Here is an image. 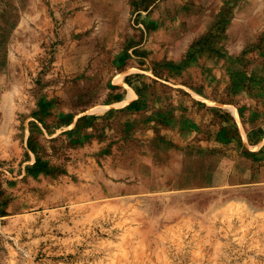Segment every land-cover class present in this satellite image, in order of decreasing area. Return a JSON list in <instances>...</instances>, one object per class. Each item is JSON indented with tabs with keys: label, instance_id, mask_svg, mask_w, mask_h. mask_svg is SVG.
I'll use <instances>...</instances> for the list:
<instances>
[{
	"label": "rangeland",
	"instance_id": "rangeland-1",
	"mask_svg": "<svg viewBox=\"0 0 264 264\" xmlns=\"http://www.w3.org/2000/svg\"><path fill=\"white\" fill-rule=\"evenodd\" d=\"M0 264H264V0H0Z\"/></svg>",
	"mask_w": 264,
	"mask_h": 264
}]
</instances>
